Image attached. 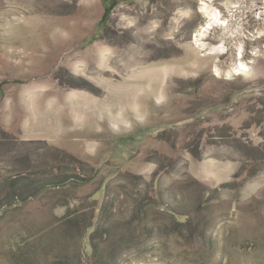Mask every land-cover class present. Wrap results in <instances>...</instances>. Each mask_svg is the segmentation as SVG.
<instances>
[{
    "label": "rangeland",
    "instance_id": "1",
    "mask_svg": "<svg viewBox=\"0 0 264 264\" xmlns=\"http://www.w3.org/2000/svg\"><path fill=\"white\" fill-rule=\"evenodd\" d=\"M0 264H264V0H0Z\"/></svg>",
    "mask_w": 264,
    "mask_h": 264
},
{
    "label": "bare ground",
    "instance_id": "2",
    "mask_svg": "<svg viewBox=\"0 0 264 264\" xmlns=\"http://www.w3.org/2000/svg\"><path fill=\"white\" fill-rule=\"evenodd\" d=\"M204 9L205 10H203V11H206V13H208V15H207V17H208V19H209V23L211 24V23H214L216 20H217V18H218V13H217V11L216 10H209V9H207V6L206 7H204ZM219 12V11H218ZM203 42V41H202ZM198 43V42H197ZM201 43V42H200ZM199 44V43H198ZM205 44V42L204 43H202V45H204ZM208 46V45H207ZM207 46L205 47V48H207ZM212 49V48H211ZM217 50V49H216ZM214 52V51H213ZM212 53V52H211ZM240 56V55H239ZM238 62H239V60H238ZM245 67H246V64L244 63V62H242V60H240V62L239 63H237L236 65H235V69H237L236 70V72L237 71H240V70H243V69H245Z\"/></svg>",
    "mask_w": 264,
    "mask_h": 264
}]
</instances>
